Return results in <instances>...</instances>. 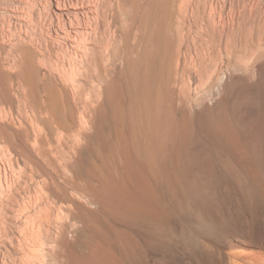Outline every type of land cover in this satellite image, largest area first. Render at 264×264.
I'll use <instances>...</instances> for the list:
<instances>
[{"label": "rangeland", "instance_id": "rangeland-1", "mask_svg": "<svg viewBox=\"0 0 264 264\" xmlns=\"http://www.w3.org/2000/svg\"><path fill=\"white\" fill-rule=\"evenodd\" d=\"M99 5L108 11L106 20L116 9L107 35L121 38L120 63L104 61L102 81L86 86L77 75L83 60L65 39L93 36ZM74 20H87L86 29L71 31ZM155 30L167 53L159 77L164 95L160 90L156 112L143 108L142 120L120 128L106 100L116 94L115 77L128 81L138 53L154 47L148 36ZM4 37L11 69L21 59L16 46L24 47L23 69L40 71L38 84L44 71L80 70L70 69L74 81L69 72L54 71L66 79L68 93L36 90L60 98L63 111L40 156L31 155V131L30 138L14 131L23 101L17 80L8 92L13 113L0 104V264H246L234 253H264V0H0V41ZM59 63H67L65 69ZM70 79L77 81L74 90ZM119 90L129 103L126 87L125 94ZM115 130L124 133L128 162L116 150ZM139 157L151 204L135 213L110 196L103 180L111 174L122 180L126 162L138 172Z\"/></svg>", "mask_w": 264, "mask_h": 264}, {"label": "bare ground", "instance_id": "bare-ground-1", "mask_svg": "<svg viewBox=\"0 0 264 264\" xmlns=\"http://www.w3.org/2000/svg\"><path fill=\"white\" fill-rule=\"evenodd\" d=\"M95 12V23H94V30L97 31L93 36H90V34H87V37L85 36V34H80L79 36L76 35V37L70 36L68 35L67 38L65 40L70 41V45L71 48L75 51L74 54H77L80 58V60L83 62H81L80 64L83 63V67L82 69H84V71L82 73H80V71H78L76 74L79 75V78L82 77L83 78V84H85L86 86L89 84V81H96L98 80L99 82L102 81V70H103V62L104 61H110V62H115L114 64H116V60L119 55L118 52H120V43L119 39L120 36L118 35H114L112 36V33L109 35H107V27L108 24L113 25L115 20H116V9L111 8L109 10V20L108 17L106 18V15L108 16V14H106L108 11L105 9V5H99L97 7L94 8L93 10ZM152 11V10H151ZM155 11V10H153ZM157 12V11H156ZM85 14H91V11ZM158 14V13H157ZM153 15V14H152ZM153 17V16H152ZM159 17V16H158ZM156 18V17H155ZM149 18L147 17L145 20H148ZM152 19V18H151ZM158 19V18H157ZM111 20V21H110ZM111 23H108V22ZM154 21V20H153ZM157 21V20H156ZM88 21L86 20L84 21H80V20H74V22L70 25L71 26V31H73V29H77V28H83L86 29ZM151 23V21H150ZM116 24V23H115ZM154 24V23H152ZM157 25V24H156ZM152 26V25H151ZM159 27V26H158ZM157 27V30H158ZM117 28V27H116ZM119 28V27H118ZM156 28V27H154ZM110 29V28H109ZM108 29V30H109ZM121 29V27L119 28V30ZM152 30V29H151ZM155 30V31H157ZM110 31V30H109ZM118 33L120 31H118L117 29L115 30ZM122 32V31H121ZM5 33V32H4ZM115 33V32H114ZM109 34V33H108ZM147 38V35H146ZM149 38V42H152V49H150L148 47V49H146L144 52H142L140 54V52L138 53L137 57L134 59L133 63H132V72H131V76L130 79L127 81H125V79L120 78L117 76L115 77L114 80V85H115V96L112 97V101L106 100V105L109 107L110 109V113H109V118L114 119L116 124L118 126H120V128L122 127V124L126 121H133L135 122L136 118H139L140 120L141 117H138L139 115H141V111L143 112V108H146L150 111H152V109L154 108L155 105V100L157 98V95L159 94L160 90H163V95H164V90H165V81L163 82V85H161L160 83V72H162L165 69V66L168 64L166 62L165 56L167 55V53L165 54V46L164 43L165 41L162 38V35H160V33L157 32H152L151 36L149 34L148 36ZM75 39H77V41H75ZM81 39V40H79ZM74 40V43L73 41ZM80 42H79V41ZM88 42V43H86ZM15 44V43H14ZM20 44V43H19ZM8 45L7 44V40L4 37V40L0 41V104H7L9 106V110L13 113V110L15 109V102H14V98L12 95L8 94L9 91H11L10 89H14L16 87V85L14 84L15 80H17L18 82H16V84L18 85V88L20 87V92L17 93V95L22 98V104L19 101V128L16 129L14 128V131L16 133H25L26 136H30V131L33 134L34 138H33V146H29L31 155H34L36 153V155L40 156L41 154V150L43 148L44 145H49L50 143V137L49 134L51 133V131L55 130L57 121L59 120V117L61 116V111L60 107H59V99L57 101V99L54 96H49L48 94H44V95H39L36 93V90L38 89V87L40 89H42L43 92H48L50 91V89H55V90H59L60 92L64 93H68V89L69 87L67 86L68 84L64 83V80L66 82V79H64L61 75V77L64 79L63 81H61V77H57L56 73L57 69H55L54 71L56 72H52V71H44L41 74L40 77V83L38 84L37 82V78L39 77L38 75H40V71H24L23 69V65L25 63V57H24V47H17L16 44L13 46H16L17 50H19L21 55V59H20V63L18 64V66L16 67L15 71L12 70L9 65L10 61H9V57H8ZM149 45V44H148ZM12 46V45H11ZM12 46V48H13ZM15 48V49H16ZM26 48V47H25ZM147 48V47H146ZM11 49V48H10ZM14 49V50H15ZM12 51V50H11ZM80 51V52H79ZM62 52V50L60 51ZM17 53V52H16ZM33 53V52H32ZM64 53V52H63ZM62 53V54H63ZM118 53V54H117ZM10 54V53H9ZM59 53L57 52V55ZM62 54L60 53V55L62 56ZM18 55V56H19ZM32 55V54H31ZM56 55V54H55ZM56 55V56H57ZM58 55V56H60ZM60 56V57H61ZM63 56H65L63 54ZM62 56V57H63ZM120 56V55H119ZM17 57V56H16ZM77 57V56H76ZM115 57L116 60H115ZM78 58V57H77ZM76 60H79L77 59ZM18 59V58H17ZM79 60V61H80ZM19 61V60H18ZM13 62V61H12ZM58 62H62V58L61 61ZM166 62V63H165ZM18 63V62H17ZM16 63V64H17ZM59 63V64H60ZM72 63V62H71ZM79 63V62H78ZM112 63V64H113ZM120 63V62H119ZM117 62V64H119ZM61 65L62 68H64V64ZM67 64V63H66ZM65 64V65H66ZM73 64V63H72ZM76 64V63H75ZM113 66H116L114 65ZM64 66V67H63ZM68 66L69 63H68ZM118 66V65H117ZM120 66V65H119ZM60 66H58L57 68H61ZM75 66L72 65V67H68L71 69H69L70 72H72ZM77 67V66H76ZM79 67V66H78ZM77 67V68H78ZM81 67V65H80ZM122 67V66H121ZM38 68V67H37ZM67 68V69H68ZM65 69V68H64ZM115 68H113V72H115L114 70ZM38 70V69H37ZM40 70V69H39ZM62 70V69H59ZM78 69H75L74 72H76ZM67 71V70H66ZM65 71V72H66ZM67 71V72H69ZM64 71L62 72L63 75H66ZM68 73L69 75H71V78L73 79V81L75 80V77H77L76 75H74V72ZM59 73V71L57 72V74ZM61 72L59 74H62ZM118 73V72H117ZM117 73H115L117 75ZM122 74V73H121ZM74 75V77H73ZM115 76V75H114ZM162 76V73H161ZM68 77V78H67ZM65 78L69 79L70 77L67 76ZM72 79H70V81L68 80L70 86L72 85L71 83L73 82ZM163 80V79H162ZM36 81V82H35ZM72 81V82H71ZM93 81V82H94ZM110 81V80H109ZM77 82V81H76ZM75 82V83H76ZM80 82V81H79ZM104 82V81H103ZM67 83V82H66ZM75 83L73 82L74 86L73 90L75 89ZM82 85V84H81ZM100 85V83H99ZM104 85V83L102 84ZM101 85V86H102ZM84 86V85H82ZM124 86L126 87V92L127 95L129 96V103H127V100H125V98L121 97L120 94V90H122V88H124ZM71 88V87H70ZM87 88V87H86ZM113 89V88H110ZM72 90V89H71ZM104 90V89H103ZM124 90V89H123ZM122 90V92H123ZM14 91V90H13ZM41 91V90H40ZM54 91V90H53ZM121 92V93H122ZM58 93V92H57ZM103 93V92H102ZM124 93V92H123ZM62 94V95H63ZM114 94V93H113ZM125 94V93H124ZM123 94V95H124ZM161 94V93H160ZM52 95V93H51ZM69 95V94H68ZM112 96V95H111ZM126 96V95H125ZM61 97V96H60ZM67 97V96H65ZM127 97V96H126ZM162 97V95H161ZM118 100V105L117 107L115 106L114 108L113 106V102L114 100ZM123 98V99H122ZM159 98V97H158ZM127 99V98H126ZM17 100V99H16ZM63 101V99H62ZM61 103V101H60ZM126 103L129 104V107H126ZM157 103V101H156ZM17 104V103H16ZM158 104V103H157ZM62 105V104H61ZM64 105V104H63ZM66 106V105H65ZM21 108V109H20ZM62 108V107H61ZM158 108V107H157ZM2 110V109H1ZM23 111L28 114L26 117L25 115H23ZM147 111V110H146ZM149 111V113H150ZM153 111H155L153 109ZM3 112V111H2ZM2 112H0L2 114ZM10 112V113H11ZM63 112V111H62ZM156 112V111H155ZM153 113L154 115L156 113ZM4 113V112H3ZM147 113V112H146ZM151 113V114H152ZM0 114V115H1ZM5 115V114H4ZM148 114H146L147 117ZM5 117V116H4ZM145 117V116H144ZM150 117V116H148ZM156 117V116H155ZM154 117V119H155ZM6 118V117H5ZM152 118V116H151ZM150 120H152L153 122L156 120H153V118ZM2 119V118H1ZM5 120V119H4ZM14 120V118L12 119ZM139 120V121H140ZM3 121V120H2ZM1 121V122H2ZM150 123H153V122ZM101 122V121H100ZM209 122V121H208ZM5 123V122H4ZM14 123V122H12ZM129 123V122H127ZM133 123V122H132ZM144 123V122H143ZM149 123V124H150ZM134 124V123H133ZM147 122V125H149ZM157 124V123H156ZM156 124L154 126H156ZM210 124V123H209ZM212 124V123H211ZM7 128H9L8 124H4ZM43 125V126H42ZM45 125L48 126V128H46V131L48 132L43 133L42 129L38 126H42L44 127ZM103 125V122H102ZM145 125V123H144ZM146 125V126H147ZM11 126V125H10ZM14 126V125H13ZM134 128V125H132ZM145 126V127H146ZM153 126V127H154ZM141 126H139L140 128ZM150 127V126H147ZM208 127V125H207ZM45 128V127H44ZM101 128H104L103 126H101ZM128 128V127H127ZM144 128V127H143ZM124 129V127H123ZM149 129V128H148ZM154 129V128H153ZM126 129H124L125 132ZM131 130V129H130ZM134 130V129H132ZM137 130V128H136ZM135 130V132H136ZM145 130V129H144ZM140 131V130H139ZM150 131V129L148 130ZM157 131V129L155 130ZM220 131V130H219ZM1 132V131H0ZM118 132V133H117ZM123 132V131H122ZM119 131L115 130L116 133V138L118 139V144L116 143L117 147L116 150L119 153V155L125 159L127 157V149L125 146V144L123 143V139L121 137L122 133ZM133 132V131H132ZM145 132V131H144ZM15 133V134H16ZM81 132L79 131L77 134L78 136H82L80 134ZM131 133V132H130ZM137 133V132H136ZM24 134V135H25ZM132 134V133H131ZM141 134V132H140ZM149 134V133H148ZM152 134V133H151ZM134 135V133L132 134ZM136 135V134H135ZM144 135V133H143ZM146 135V134H145ZM153 135V134H152ZM215 135V134H214ZM224 135V134H223ZM140 136V135H139ZM156 136V134H155ZM15 137V135H14ZM130 138V135L128 136ZM133 137V136H132ZM147 137V135H146ZM3 138V137H2ZM30 138V137H29ZM32 138V137H31ZM114 138V139H116ZM127 138V136H126ZM137 138V137H136ZM140 139L142 138V134L141 137H139ZM143 138H145L143 136ZM142 138V139H143ZM157 138V137H156ZM18 139V137H17ZM21 139V138H20ZM25 139V138H24ZM70 139V138H69ZM141 139V141H142ZM147 139V138H146ZM155 139V137H154ZM153 139V140H154ZM19 140V139H18ZM22 140V139H21ZM128 140V139H126ZM125 140V141H126ZM152 140V139H151ZM4 141V140H3ZM20 141V140H19ZM58 141V140H57ZM134 141V140H133ZM139 141V140H138ZM155 141V140H154ZM112 143V142H111ZM126 143V142H125ZM135 143V142H134ZM141 143H145L141 142ZM61 144V143H60ZM26 145V143H25ZM147 146L146 144H141ZM20 146V145H19ZM115 146V144H114ZM136 146V145H135ZM139 146V145H138ZM111 147V146H110ZM143 147V148H144ZM149 147H152L149 145ZM154 147V145H153ZM172 147V146H171ZM17 148V147H16ZM109 148V147H107ZM137 148V147H136ZM142 148V150H143ZM146 148V147H145ZM144 148V149H145ZM155 148V147H154ZM180 148V147H179ZM141 149V148H139ZM106 150V149H105ZM146 151H148V148L145 149ZM144 150V151H145ZM151 152H152V148H150ZM140 151V150H139ZM15 152V151H14ZM143 152V151H142ZM34 153V154H33ZM145 153V152H144ZM131 154V153H130ZM129 154V155H130ZM136 154V153H135ZM167 154V153H166ZM109 155V154H108ZM146 155V154H145ZM107 156V155H105ZM113 156V155H112ZM117 156V155H116ZM143 156V155H141ZM137 157V155H136ZM182 157V156H181ZM108 158V157H107ZM120 158V159H122ZM128 158V157H127ZM130 158V156H129ZM134 159V157H132ZM149 158V156H148ZM172 158V157H171ZM131 159V158H130ZM131 159V161L133 160ZM154 159V158H153ZM170 159V158H169ZM11 160V159H10ZM13 160V159H12ZM124 160V161H125ZM136 160V159H135ZM171 160V159H170ZM108 161V159H107ZM112 161V159L110 160V162ZM115 161V160H114ZM123 161V162H124ZM142 159H138L137 162V166H139V169L141 167V163H143ZM153 161V160H152ZM109 162V163H110ZM128 162V161H127ZM125 163L124 165L122 164V162L120 161V163L123 165V179L122 180H111L112 178V174H111V178L109 180H103L104 182V187L106 188L107 192L110 194V196L112 198H114L116 201H118L120 203V206L125 208V209H131L134 212L136 211H141V210H145V208L149 205L150 202V193H151V186L150 183L148 181V178L144 176V171L141 172V169L134 173L133 170H131L130 165L131 162ZM133 162V161H132ZM135 162V163H136ZM172 162V161H171ZM107 163V162H106ZM109 163H107V165H109ZM113 163V162H112ZM111 163V165H112ZM115 163V162H114ZM170 163V162H169ZM12 165V164H11ZM136 165V164H135ZM106 166V165H105ZM114 166V165H113ZM144 166V164H143ZM110 167V166H109ZM108 167V168H109ZM115 167V166H114ZM117 167V166H116ZM136 168V167H135ZM91 169V168H90ZM99 169V168H98ZM144 168L142 167V170ZM72 170V169H71ZM84 170V169H83ZM98 171V170H97ZM84 172V171H83ZM81 173V172H80ZM106 173V172H105ZM144 173V174H143ZM60 175V174H59ZM120 175V174H119ZM87 176V175H86ZM101 176V173H100ZM88 177V176H87ZM83 178V177H82ZM87 179V178H86ZM150 179V178H149ZM42 181V180H41ZM88 181V180H87ZM91 181V180H90ZM95 181V180H94ZM93 181V182H94ZM154 182V181H153ZM57 184V183H56ZM45 187L48 185L47 183L43 184ZM51 185V184H50ZM43 186V187H44ZM66 186V185H65ZM96 188V187H95ZM87 189V188H85ZM103 189V188H102ZM97 190V189H96ZM99 191V189H98ZM101 191V190H100ZM107 193V194H108ZM102 194V192H101ZM94 195V194H93ZM72 196V195H71ZM79 196V195H78ZM84 196V195H83ZM92 196V195H91ZM89 197V196H88ZM75 197H73L74 199ZM79 198V197H78ZM83 198V197H81ZM77 199V197H76ZM74 199V201H78ZM80 200V199H79ZM84 202V200H83ZM89 202V201H88ZM93 202V201H92ZM89 204V203H88ZM94 204V203H93ZM99 204V203H97ZM69 206V205H68ZM95 206V205H94ZM71 207V206H70ZM61 209V208H60ZM68 210V214L67 216H70V218L72 217V214L70 215L69 212L72 210L71 208H67ZM147 209V208H146ZM104 212V211H103ZM135 212V213H136ZM150 212V211H149ZM72 213V212H71ZM147 213V212H146ZM141 214V213H140ZM150 214V213H149ZM157 215V214H156ZM155 215V216H156ZM160 217V216H159ZM68 218V217H67ZM153 218V217H152ZM151 218V219H152ZM60 229V228H59ZM61 232V231H60ZM99 232V231H98ZM96 244V243H95ZM98 244V243H97ZM101 245V244H100ZM232 246V245H231ZM234 247V246H233ZM102 248V247H101ZM237 248V246H236ZM256 248V247H255ZM240 249V248H239ZM238 249V250H239ZM97 250V249H96ZM75 252V251H74ZM66 253V252H65ZM64 255H67L65 254ZM236 253H238V256L242 259H244V263L246 264H264V253L262 251H254V250H250V249H242L237 251ZM231 254H233L231 252ZM91 255V254H90ZM89 255V256H90ZM94 255V254H93ZM92 255V256H93ZM91 256V257H92ZM82 257V256H81ZM232 257V256H231ZM89 259V258H88ZM66 260V258H65ZM234 263V262H233ZM232 264V263H231Z\"/></svg>", "mask_w": 264, "mask_h": 264}, {"label": "water", "instance_id": "water-1", "mask_svg": "<svg viewBox=\"0 0 264 264\" xmlns=\"http://www.w3.org/2000/svg\"><path fill=\"white\" fill-rule=\"evenodd\" d=\"M255 251V250H254ZM233 258H234V260H236V261H238V262H242V263H244V259H242V258H240L239 256H238V253H234V255H233Z\"/></svg>", "mask_w": 264, "mask_h": 264}]
</instances>
